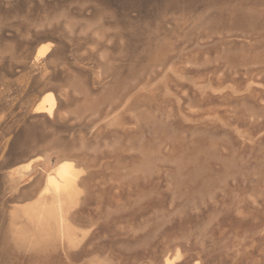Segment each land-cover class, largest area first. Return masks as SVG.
Wrapping results in <instances>:
<instances>
[{"label": "rangeland", "instance_id": "obj_1", "mask_svg": "<svg viewBox=\"0 0 264 264\" xmlns=\"http://www.w3.org/2000/svg\"><path fill=\"white\" fill-rule=\"evenodd\" d=\"M166 259L264 264V0H0V264Z\"/></svg>", "mask_w": 264, "mask_h": 264}, {"label": "bare ground", "instance_id": "obj_2", "mask_svg": "<svg viewBox=\"0 0 264 264\" xmlns=\"http://www.w3.org/2000/svg\"><path fill=\"white\" fill-rule=\"evenodd\" d=\"M49 52L47 45L40 46L35 53V60L43 58ZM56 102L52 93H46L35 106V112H43L51 116L55 110ZM32 161L25 164V170L30 169ZM22 167V166H21ZM78 169L70 161H61L54 168H52L45 177V191L52 192L55 196L57 207L61 206L62 198L74 194L77 188ZM66 200V199H65ZM63 230V229H62ZM178 256H176L177 258ZM175 259V258H174ZM173 260L166 259L165 264H172Z\"/></svg>", "mask_w": 264, "mask_h": 264}]
</instances>
